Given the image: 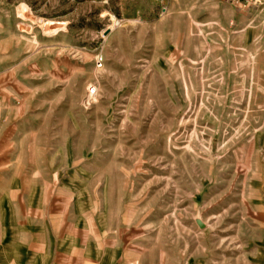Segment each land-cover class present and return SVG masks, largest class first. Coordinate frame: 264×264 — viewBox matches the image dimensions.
<instances>
[{"label":"rangeland","instance_id":"obj_1","mask_svg":"<svg viewBox=\"0 0 264 264\" xmlns=\"http://www.w3.org/2000/svg\"><path fill=\"white\" fill-rule=\"evenodd\" d=\"M0 56V264H264V0H0Z\"/></svg>","mask_w":264,"mask_h":264},{"label":"crops","instance_id":"obj_2","mask_svg":"<svg viewBox=\"0 0 264 264\" xmlns=\"http://www.w3.org/2000/svg\"><path fill=\"white\" fill-rule=\"evenodd\" d=\"M56 30L49 31V33L54 34ZM3 60H5V56H0ZM7 60L9 61L8 66L10 67V58L8 57ZM5 68V65H3ZM12 150H13V143H12V118L0 108V204L3 203V199L7 197L8 194L11 192V163H12ZM26 219V218H25ZM25 219L23 220L20 218L17 221H14L12 224L9 225V233L5 232L3 236H12V234L17 233V227L21 230L22 226H25ZM11 241H6L5 239L1 238L0 234V249L4 246H11ZM1 263V262H0Z\"/></svg>","mask_w":264,"mask_h":264},{"label":"built area","instance_id":"obj_3","mask_svg":"<svg viewBox=\"0 0 264 264\" xmlns=\"http://www.w3.org/2000/svg\"><path fill=\"white\" fill-rule=\"evenodd\" d=\"M97 65H99V62H97ZM89 94H94L95 93V89L93 87H90L88 90Z\"/></svg>","mask_w":264,"mask_h":264}]
</instances>
